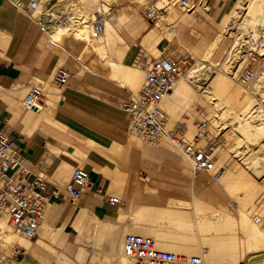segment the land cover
<instances>
[{"label":"bare ground","instance_id":"1","mask_svg":"<svg viewBox=\"0 0 264 264\" xmlns=\"http://www.w3.org/2000/svg\"><path fill=\"white\" fill-rule=\"evenodd\" d=\"M43 1L42 8L52 16V24L45 33L52 42V39H56L60 45H64L66 41H75L80 48L82 62L95 61L98 65L104 62L109 77L117 82L135 86V89L142 79L144 82L143 66L118 63L107 58L104 44L107 24L104 26L103 20L104 14L110 12L109 4L116 0H69L52 5L49 0ZM145 1L152 8L148 10L149 15L156 20L159 18L160 23L155 27L158 33L156 50L162 53L167 44L177 37V25L185 13L193 10L189 11L181 6L186 10L183 12L181 8L174 6L173 0H164L160 3L163 7L158 9L150 0ZM197 3L208 7L207 0H198ZM165 7L168 12L159 11ZM79 9L84 17L78 23H72L71 16H76L75 10ZM97 10L100 12H96ZM95 20L101 23L98 32L93 28ZM70 24L72 27L68 26ZM218 24L223 26V31L213 37L207 50L200 55L194 52L191 55L194 60L192 67L196 72L191 77H179L160 106L167 115L166 127L169 126V129L172 125L184 123L185 137L189 140L196 137L194 119L208 121L205 134L197 138L199 143L205 141L206 133H213L215 137L222 133L218 138L219 145L214 150L217 157L215 169L220 172L214 180L228 198L237 200L234 211L228 210L223 205L225 202L215 201L213 196H208V201L203 196L204 191L193 184L190 199L170 197L163 206L133 202L123 211L117 207L108 211H102L100 207H78L59 226L51 224V213L48 220H44L43 210V220L34 242L17 233L11 227L7 214L0 212L6 216L0 219V251H9L15 245L21 246L25 258L18 264H78L88 255L85 248L88 247L91 248V254L87 258L89 263L86 264H129L131 259L123 253L122 244V234L126 231L153 238L157 247L162 250L185 256L197 254L204 264H261L264 261V0H233ZM224 36L231 43L219 60H213ZM252 53L259 56L260 61L253 58ZM159 57L170 56L157 58ZM251 62L255 64L254 75L245 79L243 76ZM99 67L104 71L102 66ZM53 85L56 87L54 83ZM58 90L57 88L56 91ZM138 90H128V95L135 94ZM45 110L48 111V108ZM185 114L189 118L180 120ZM136 137L138 136L134 134L130 140L137 146L141 142L151 146L167 144L176 150L163 136L154 144L140 137L141 142L136 141ZM88 147L113 158L119 151L122 153V147L113 142L106 146L98 141H88ZM125 148L122 149L123 153ZM76 153L81 160L84 154L79 151ZM119 153L118 156L121 155ZM181 157L183 161L179 170L182 168L181 173L184 174L188 170L184 160L188 161L182 155ZM188 165L190 166L189 163ZM116 166L109 161L97 171L102 174L101 183L107 182L106 191L114 192L119 201H123L127 191L124 185L128 179L125 176L120 178L121 171ZM207 174L211 176L212 172ZM144 190L155 191L147 185ZM50 210L48 208V214ZM255 215L259 222L255 221ZM126 216L129 217L126 218L127 221L124 220ZM92 224V231L80 239L85 246L77 248L74 257L57 251L55 242L59 235L69 230L82 235Z\"/></svg>","mask_w":264,"mask_h":264},{"label":"crops","instance_id":"2","mask_svg":"<svg viewBox=\"0 0 264 264\" xmlns=\"http://www.w3.org/2000/svg\"><path fill=\"white\" fill-rule=\"evenodd\" d=\"M223 1L218 0L220 3ZM229 1L232 0H226L221 7L218 6L211 10L207 7L204 11L209 12L210 10L209 16L217 17L216 23L218 24L222 14L229 8V4H227ZM139 2L138 0L125 1L104 14L103 24L104 26L107 24L105 51L107 58L111 61L133 65L131 59L134 56L133 51L138 39L141 48L146 46L153 51L156 48L158 33L155 27L157 20L155 19L152 26L147 28L146 20L140 16L137 10ZM49 4L58 3H52L49 0ZM192 15H196L195 9L185 13L183 21L181 20L179 26L177 25V37L170 41L172 44L181 45L179 49L181 56H187V54L191 56L193 52L200 55L207 50L213 40L205 33L198 42H191L187 32L189 31L190 34L195 30V28H190ZM73 16L75 14H72L71 17ZM71 19L74 23L75 18ZM103 32H105V27ZM186 47L190 50H187ZM61 49L71 57V62H77L82 68L76 73L80 80L71 81L67 89L64 90V95L62 93L63 98H61L59 90L51 91V93L44 91L41 108L26 111L22 104L24 90L29 82L36 78L53 81V76L58 69L64 68V55ZM76 50L78 51L76 52ZM165 50L166 48L162 53ZM80 55V48L75 41L69 40L64 45L52 42L27 14L18 11L7 0H0V112L6 118L0 128L14 139L22 154V164L30 170V178L39 174L46 181L48 195L46 203L51 207L54 222H65L78 207L90 209L100 207L102 211H108L118 208L120 204L119 201L116 206H110L107 202L109 196H106L104 204L108 207L97 204L91 208V202L96 201L101 195L98 190L89 195L88 202H84L82 199L87 194L85 192L77 201L81 205L76 208L71 207L70 205L74 204L69 203L64 193V186L69 180L71 169L78 163L90 168L88 170L90 174L89 187L95 186L102 192L107 190V182L101 183L103 177L97 170L104 168L109 161L114 162L115 166L117 164L116 168L121 171L120 178L125 176L128 183L131 173L142 166L145 169V171H141L144 182L135 181L131 184L133 185L131 189L127 187L123 200L126 201L125 208L133 202L163 206L170 197L191 198L190 184L175 182L173 174L164 172L154 166L152 162L155 158H161L164 161L176 163L179 169L182 167L181 161L183 160L181 159L183 158L178 157L176 151L166 145L151 146L141 142V145L137 146L131 142L130 132L123 129L125 114L119 104L124 94L127 97L129 85L111 79L104 62L99 63L104 69L102 71L95 61L82 62ZM48 84L54 86L49 81ZM122 89L124 90L122 91ZM47 96L53 99L51 100ZM65 98H67V103H64ZM96 99L104 103L100 104ZM43 107L48 108V111ZM52 111L54 112L52 113ZM88 141H98L106 146L113 142L119 144L122 149L128 147L124 150L125 154L121 149L122 153L118 152L121 155L118 156L117 153L113 158L92 150L88 147ZM77 151L84 154L81 160ZM100 165L101 167H99ZM181 169L179 176L184 179L185 175L181 173ZM125 171L129 174L127 175ZM145 185L155 191L145 192ZM161 185L183 188L188 186L189 191L188 194L173 191L162 192L159 188ZM208 186L209 183L204 182L200 188L204 192H210L207 189ZM88 193L91 192L88 191ZM65 234L66 242L73 243L77 233L74 230H69Z\"/></svg>","mask_w":264,"mask_h":264},{"label":"built area","instance_id":"3","mask_svg":"<svg viewBox=\"0 0 264 264\" xmlns=\"http://www.w3.org/2000/svg\"><path fill=\"white\" fill-rule=\"evenodd\" d=\"M18 11H23L32 19L39 30L48 32L52 24V16L42 8L43 0H7ZM52 3L58 0H50ZM182 7L191 11L196 0H179ZM95 32L101 29L99 20L93 21ZM245 45V44H243ZM253 54V53H252ZM253 58L260 61L259 56ZM138 65L145 68L144 82L135 94H130L122 107L127 114L126 128L144 141L154 144L160 136L165 137L174 148L188 161L194 174L212 172L214 180L219 171L215 169V142L207 140L203 146L197 138L204 135L208 121L199 120L194 123L196 137L189 140L185 137L184 123H177L172 128L166 127L167 115L161 108L162 99L171 92L175 82L182 75L192 76L196 70L187 60L177 57H159L139 60ZM255 64L251 62L246 68L245 79L254 75ZM71 72L60 68L53 76V83L61 92L68 83ZM44 90L41 83L29 82L22 104L25 110H37L43 105ZM6 120L0 112V127ZM211 179V180H212ZM206 183L207 180H206ZM90 185L88 170L75 167L64 186V193L70 204L85 194ZM48 201L47 183L39 174L30 178V170L22 164V154L14 139L0 128V212L8 216L11 227L20 235L33 239L38 235L43 220V210ZM110 206H116L119 198L109 196ZM259 222V218H255ZM123 253L134 261V264H204L197 255H180L159 249L155 240L149 236L126 233L122 239ZM23 252L18 247L9 251H0V264H18ZM241 264H246L242 262ZM264 264V261L261 262Z\"/></svg>","mask_w":264,"mask_h":264},{"label":"rangeland","instance_id":"4","mask_svg":"<svg viewBox=\"0 0 264 264\" xmlns=\"http://www.w3.org/2000/svg\"><path fill=\"white\" fill-rule=\"evenodd\" d=\"M125 1H129V0H116V1H112L111 3L109 2L112 5V6H110V4H109V7L110 8H113L115 4L124 3ZM150 1L152 2V4L155 5L156 9L163 7L162 4H160V3H162L164 0H150ZM196 1H198V0H196ZM224 1H226V0H224ZM224 1L222 3H220V2H218V0H209L207 6L211 10V9H213L215 7H218V6L221 7L225 3ZM232 1H229L227 4H229V6H230L231 3H232ZM113 2H114V4H112ZM172 2L174 3V6L175 7L179 8V9L181 8V5L179 3V0H173ZM55 3H58V4L63 3V0H60L59 2H55ZM148 4L149 3H147V1L144 2V0H141L139 2L138 7H137V10H138L140 16L144 20H146V22H147V28L151 27L152 24H153V22L155 21V18H153L152 16H150L149 13H148V10L149 9L152 10V8ZM203 8L206 9L207 8L206 5H202L200 3H197L196 4V7H195L196 15H192V22H191L190 28H195V30L192 33H190V34H189V31L187 32L192 43L198 42V40H200V38L202 37V35L205 34V33L207 34V36L209 38H213L216 34H219L221 31H223V26H221V25H219V24L216 23V21L218 20V18L217 17L216 18H214V17L212 18L211 16H209L210 10H209V12H206V11H204ZM182 10H183V12H186V10H184V9H182ZM159 11H166V12H168V9L165 7L163 9H161V10L159 9ZM75 12H76V16H73V18H76L75 19L76 21H74V23H78L79 20L81 19V17H84V15H83V13L81 12L80 9L79 10H75ZM96 12H100V11L97 10ZM169 17H170V15H169ZM169 17L166 19L167 21L169 20ZM158 19L159 18H157L156 25L160 23ZM70 27H72V25ZM48 39H49V37H48ZM52 40H54V43L57 42L56 39H52ZM138 40L136 41V46H135L134 51H133L134 52V56L131 59L133 65H138L137 62L139 60L140 61L141 60H149L150 58H157L158 56H165L166 54H168L170 57H179V56H181V54L179 53V49L181 48V45H179L178 43H176V44H172L171 42L168 43L167 44L168 46L166 47L165 52L159 53L156 50V48H154V51H153V49L146 48V46L144 48H141L139 46ZM230 43H231L230 39L229 38H226V36H224L223 39H222V41H221V44L219 46L218 52H216L215 55L213 56V60H216V61L219 60V58H221V56L223 55V52L228 48V46H229ZM65 44H67V41L65 42ZM142 45H144V44H142ZM77 51L78 50H76V52ZM184 51H186V49H184ZM62 53L64 55V68H67V69L70 70L71 76H70V78L68 80L67 86L61 91V98H63V95H64L63 92H64L65 89H67V87L69 86V84L71 83L72 80H74V79L75 80H78V81L80 80V78L77 77V74L76 73L80 69H82L77 64V62H75V61L71 62V57L68 56L67 53L64 50H62ZM180 58L183 61L184 60H187V62L189 64H191V65H192V63L194 64L193 58L190 55H188V54H187V56L186 55H183ZM180 58H178V59L181 60ZM48 81L51 82V83H53V81L51 79L50 80H42V79H39V78L34 79V82L41 83V86H42L43 90L45 89L44 91H46V90L52 91V92L53 91H56L57 88L55 86L52 87V86L46 85V84H48ZM142 81H143V79L140 81L141 83H139L138 85H136V89H135V86L129 85V90H131L133 92H136L140 88V86L142 85V83H143ZM123 90L124 89H122V91ZM26 91H27V88L24 90V95H25ZM62 93H63V95H62ZM128 96L126 97V95L124 94L123 97H122V99H121L122 101L119 104L120 105V108L122 109L123 113L125 114V117H124L125 121H124L123 129L126 132H128L127 131V128H126V123H125L126 122V119H127V114H126L125 110L123 109L122 104L128 98ZM96 100L98 102H100V104H103L104 103L103 101H100L99 99H96ZM64 103H67V98L64 99ZM56 104L58 105V103H56ZM183 116H182L183 118L180 119V120H183L185 118L186 119L189 118L188 114H185ZM195 122H196V119L193 120V124ZM172 126H174V125H172ZM167 127H169V126H167ZM131 133L132 132H130V134ZM221 134H219L217 137H215V134H213V133H211V134L206 133L207 136H206L205 141L203 143H199V145L200 146H203L205 144V142H207V140H213L215 142V148H216L219 145V142H220L219 139H220V135ZM132 135H134V134L132 133L131 136ZM211 135H214V136H211ZM137 138L138 137H136V139ZM138 140L141 142V140L139 138L136 141H138ZM216 140H218V142ZM229 143L232 144L231 141ZM164 145H167V144H164ZM167 147H169L170 149L174 150L171 146H168L167 145ZM176 154H177L178 157L181 156V154H179L177 151H176ZM215 158H217L216 155H215ZM152 162H153L154 166H157L158 168L162 169L164 172L173 174L174 175V179H175L174 181L177 182V183L190 184V186L194 184L195 186L201 187L202 184L204 182H206V180H207V182L209 183L208 190H210V192H204V195L203 196H205V198L208 201H210V199H208V196H213L215 201H217V202H221L222 201L221 203L225 202L226 204L223 203V205H226V207H227L228 210L231 209L230 210L231 212H233L234 209H235V207L237 206V204H238L237 203V200L228 198L223 193V191L216 185L215 180H213L211 178V176H209L207 173L194 174L193 171H192V169H191V167L188 165V163L185 160H184V163H185V165H186V167L188 169L187 170L188 172L187 171L184 172V175L186 174L185 177H184V179L179 176L180 170L178 169V166H177L176 163H170V161H164L161 158H155V159L152 160ZM75 167H80V168H83L85 170H89L90 169L88 166L83 165L81 163H78L71 170H73ZM99 167H101V165ZM141 171H145V169L142 166H139L136 169L135 172H132L131 173V178L129 180V183L127 182L124 186L128 187V189H131L133 187V185H131V184L134 183L135 181L144 182V180H142V177L143 176L141 175ZM194 182H196V183H194ZM186 187L187 188H183V187H180V186L161 185L159 188L161 189L162 192L163 191H166V192L173 191V192H177V193L188 194L189 189H188V186H186ZM98 190L100 191V193H101L102 196L100 195L96 201L91 202V205H92L91 208L95 207L97 204H99L101 206H104V207H108L106 204H104V200H105L106 196H116L117 197V195L114 192H111V191H109V192L108 191L102 192L99 188H97L95 186L94 187H87V189H86L87 194H85V196L82 198L84 200V202H88L89 201V195L95 193ZM88 191H90L91 193H88ZM80 205L81 204L79 202H77L76 204L70 205V206L73 207V208H76V207H78ZM46 206H47L46 208L44 206V212H45V219L44 220H46V219L48 220V217H49L50 213H52L51 210H50L49 211V214H48V208L51 209V207H50V205L48 203L46 204ZM125 206H126V201H122L121 200L120 201V204L118 205V209L121 210V211H123L125 209ZM105 209H111V208H105ZM4 216L5 215L0 214V219L3 218ZM255 217H257V215H255ZM52 218L54 219L53 216H52ZM126 218L129 219V217L126 216L124 218V220H126V221L128 220ZM53 219L51 220V224L53 226H59L62 223V222H54ZM93 226H94V224H92L86 230H84V232L82 233V235H76L75 240H74L73 243H68L67 244V242H66V234H65V232H63L61 235H59V238L55 242L57 251H62L64 253H66L67 255H69L70 257H72L74 255L75 251L77 250V248H79L80 246L81 247H84L85 246L84 244H82L80 242V239H81V237L86 236L88 233H90L92 231ZM236 232H238V230ZM126 233L127 232L125 231L124 234H122V238H123V236ZM37 237H38V235L36 237H34L33 239H31L32 242H34V240ZM14 247H18V248L23 249L21 246H18V245H15ZM85 248H87V254L88 255L86 256V258H85V260L83 262H80L79 261L78 264H86V263H89V259H87V258H89L90 254H91V248H89V249H88V247H85ZM193 254H195V253H193ZM195 255H197V254H195ZM24 258H25V255L23 254V257L21 258V260L24 259ZM108 262H110V261L108 260ZM50 264H56V263L51 262ZM129 264H134V261L133 260H130V263Z\"/></svg>","mask_w":264,"mask_h":264}]
</instances>
